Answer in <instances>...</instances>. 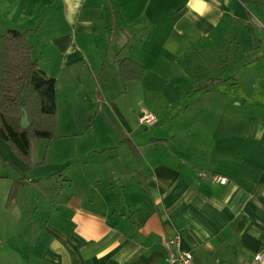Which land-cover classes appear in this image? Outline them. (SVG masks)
Returning a JSON list of instances; mask_svg holds the SVG:
<instances>
[{"label": "crops", "instance_id": "obj_1", "mask_svg": "<svg viewBox=\"0 0 264 264\" xmlns=\"http://www.w3.org/2000/svg\"><path fill=\"white\" fill-rule=\"evenodd\" d=\"M9 30L29 33L57 81L58 122L39 167L0 140V264H166L175 234L195 264L264 252V0H0ZM174 56L182 78L204 79L200 96L141 125L147 110L116 98L137 96L159 59L155 79L170 86ZM124 59L145 67L142 81H123ZM30 222L44 223L31 244Z\"/></svg>", "mask_w": 264, "mask_h": 264}, {"label": "trees", "instance_id": "obj_2", "mask_svg": "<svg viewBox=\"0 0 264 264\" xmlns=\"http://www.w3.org/2000/svg\"><path fill=\"white\" fill-rule=\"evenodd\" d=\"M28 34L9 30L0 36V138L25 162L31 160L35 140L51 142L56 138L58 116L57 81L33 60ZM119 72L125 82L142 81L146 69L124 59ZM215 86L213 83L202 90L210 91ZM23 109L30 121V128L26 130L21 128ZM131 149L135 151L133 145ZM18 184L11 189L9 206L19 194L22 184Z\"/></svg>", "mask_w": 264, "mask_h": 264}, {"label": "rangeland", "instance_id": "obj_3", "mask_svg": "<svg viewBox=\"0 0 264 264\" xmlns=\"http://www.w3.org/2000/svg\"><path fill=\"white\" fill-rule=\"evenodd\" d=\"M167 60V59H166ZM166 60L159 59L157 63H152L151 67H149V73L147 77L146 84H143L141 86L140 83H137V96H133L132 93H129L128 96H125L126 94H123L122 96H118L116 98V102L119 104L126 103L132 104L137 103V113H140V111H143V109L149 111H165L167 113V116H175L176 114L182 115V112H184L187 109L188 103H196L197 99L199 98V94L196 93L197 85L196 83L201 82L204 79H198L196 76L190 74L188 78H182V74L186 73V66L184 65V61L176 60V56L173 57V59L170 62H167L165 64V69L168 72H172L173 77L170 82H167L166 85H170L166 88H163L160 85L159 79H155V72L159 71L161 72V66L159 63L165 62ZM190 72V71H189ZM191 73V72H190ZM168 80V79H167ZM198 80V82H195ZM119 85H124L123 82H119ZM195 99V100H193ZM173 104V105H171ZM236 104V103H235ZM96 109L94 108L93 111H87L90 116H93L96 118ZM154 114V113H153ZM107 115L109 116V113L107 111ZM110 117V116H109ZM57 122H58V116H57ZM146 129V128H144ZM148 130H151L148 128ZM57 134V129H56ZM56 139V138H55ZM0 140L13 152L14 155L15 152L13 151L12 147L6 143L4 140L0 138ZM44 141L42 140H35L33 142V149L31 154V160L29 162H25L18 159L23 162V164L33 167H39L41 166L39 163L41 162L38 159V155L41 154V146L43 145ZM45 143V142H44ZM11 164V163H10ZM11 167V166H6ZM17 184L20 181H15ZM19 185V184H18ZM22 185H20L21 187ZM31 226L29 228L28 235L24 236V241H28L30 244L32 242H37L38 237L41 235L43 231H41L42 226L44 223L36 222L34 223V227L32 229V223L30 222L29 225ZM53 224V223H52ZM27 223H24L23 226L20 229H24L25 232V226ZM35 229V230H34ZM43 234V233H42ZM44 241L45 243H48L49 237L45 236L44 234Z\"/></svg>", "mask_w": 264, "mask_h": 264}, {"label": "built area", "instance_id": "obj_4", "mask_svg": "<svg viewBox=\"0 0 264 264\" xmlns=\"http://www.w3.org/2000/svg\"><path fill=\"white\" fill-rule=\"evenodd\" d=\"M139 122L141 125L147 127H153L158 124L159 120L156 115L144 111ZM212 181L214 183L226 185L228 179L222 176H213ZM182 238L180 235L175 234L165 241V254L166 264H195L194 256L192 253L184 251L181 247ZM242 264H264V252L256 254L252 260L246 261Z\"/></svg>", "mask_w": 264, "mask_h": 264}, {"label": "water", "instance_id": "obj_5", "mask_svg": "<svg viewBox=\"0 0 264 264\" xmlns=\"http://www.w3.org/2000/svg\"><path fill=\"white\" fill-rule=\"evenodd\" d=\"M21 128L23 130H26V129L30 128L29 117H28L27 111L25 109H23V117H22V120H21Z\"/></svg>", "mask_w": 264, "mask_h": 264}]
</instances>
